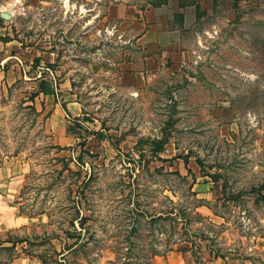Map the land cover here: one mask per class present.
I'll return each instance as SVG.
<instances>
[{
	"label": "rangeland",
	"instance_id": "obj_1",
	"mask_svg": "<svg viewBox=\"0 0 264 264\" xmlns=\"http://www.w3.org/2000/svg\"><path fill=\"white\" fill-rule=\"evenodd\" d=\"M0 33L28 74L0 71V236L25 239L0 264H264V0H0Z\"/></svg>",
	"mask_w": 264,
	"mask_h": 264
},
{
	"label": "crops",
	"instance_id": "obj_2",
	"mask_svg": "<svg viewBox=\"0 0 264 264\" xmlns=\"http://www.w3.org/2000/svg\"><path fill=\"white\" fill-rule=\"evenodd\" d=\"M14 43H15V40L4 41V40L0 39V71H1V67L5 66L7 63H9L12 60L13 64L11 66V70H9L7 72L9 78H12V77L15 78L16 77V74H15L16 66H18V68L21 69L22 75L24 72V75L28 77V74L25 72L24 67H22L20 65V63L22 62V59L20 58L19 52H18V49L20 47H18ZM21 67L23 68V70ZM11 72H13V74H11ZM39 75H41L40 71H39V74L37 76H33V77H29V78L39 80V82H40L41 78L39 77ZM39 82H38V85H39ZM54 88H55V93H53V94H44L43 92H39V87H37V89L35 90V93L38 92L37 98H41L42 100L45 99L48 106L51 108H54L55 111H57V107H60V104H58V102H57V96H56L57 95V91H56L57 89H56V87H54ZM11 230H13V229H11ZM27 260L35 261V257L30 256L28 259L25 257H20V258L14 259L11 263H5V264H27ZM39 261L44 263L41 259H39ZM209 264H227V261H226V259H223V258H217V259H214L213 261L209 262Z\"/></svg>",
	"mask_w": 264,
	"mask_h": 264
},
{
	"label": "trees",
	"instance_id": "obj_3",
	"mask_svg": "<svg viewBox=\"0 0 264 264\" xmlns=\"http://www.w3.org/2000/svg\"><path fill=\"white\" fill-rule=\"evenodd\" d=\"M35 60H39V59L36 58ZM38 87H39V92H43L44 94H53V93H55V88L53 87V85L49 81H46L45 78H43V79L40 80ZM37 95H38V92L37 93H34V96H37ZM167 140H168V138H166L162 142H159L158 140L154 141V143H157V146L154 149L155 154L156 153L158 154L159 152L163 151V149L165 147V144L167 143ZM263 196H264V194H263ZM79 213H80V211H79ZM177 214L178 213H176V215H173V212H171L169 214V216L172 217V219H174V220L180 219L181 216H177ZM159 217H160V215H159ZM79 218H80L79 223H80V225L82 227L83 224H84V221L86 220V215L83 214ZM12 232H13L12 230L7 231L6 232L7 233V237L6 238L0 236V248H2L4 250H8V251H12L13 252V251H15L17 249V245L19 243H23V241L25 239H23V238L22 239H13V237H11ZM80 234H81V232H80ZM64 249H66V247ZM68 250H70V248ZM183 251L185 252L186 249H183ZM18 257H19V254L17 253L14 256L10 257L9 260L10 261H13L14 259H16ZM214 257L215 258H219V257L225 258L221 254H215ZM41 260L44 262V259L41 258ZM5 263H8V261H6Z\"/></svg>",
	"mask_w": 264,
	"mask_h": 264
},
{
	"label": "water",
	"instance_id": "obj_4",
	"mask_svg": "<svg viewBox=\"0 0 264 264\" xmlns=\"http://www.w3.org/2000/svg\"><path fill=\"white\" fill-rule=\"evenodd\" d=\"M1 15L6 18V19H9L11 16H12V13L11 11H8V10H4L1 12Z\"/></svg>",
	"mask_w": 264,
	"mask_h": 264
}]
</instances>
